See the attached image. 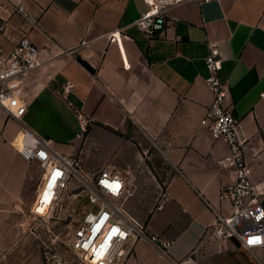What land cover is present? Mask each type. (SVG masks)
<instances>
[{"label": "crops", "instance_id": "obj_1", "mask_svg": "<svg viewBox=\"0 0 264 264\" xmlns=\"http://www.w3.org/2000/svg\"><path fill=\"white\" fill-rule=\"evenodd\" d=\"M146 8L145 0H0L4 47L28 37L47 58L20 83L27 101L21 119L0 107V264H44L31 211L43 169L14 145L23 122L54 146L76 141L67 154L87 170L109 164L129 172L137 190L161 184L145 157V139L154 143L173 172L161 201L139 218L172 240L177 257L204 237L216 210L229 213L220 188L235 171L218 160L230 147L201 123L212 101L208 41L219 45L227 102L239 118L256 187L263 189L264 0L180 3L152 39L134 23ZM118 28L127 36L110 41L107 33ZM125 264L171 263L139 240ZM198 264H264V245L250 251L209 237Z\"/></svg>", "mask_w": 264, "mask_h": 264}, {"label": "built area", "instance_id": "obj_2", "mask_svg": "<svg viewBox=\"0 0 264 264\" xmlns=\"http://www.w3.org/2000/svg\"><path fill=\"white\" fill-rule=\"evenodd\" d=\"M186 1L189 0H145L147 8L134 23L152 39L164 30L168 10ZM2 27L0 17V30ZM107 36L110 41L121 42L127 34L118 28L109 31ZM46 59L28 37H22L9 50L0 42V107L8 115L21 119L27 101L20 83ZM205 65L208 71L205 81L212 92V101L201 123L214 138L229 144V153L218 162L232 167L235 178L220 188V199L230 203L229 213L216 210V219L207 227L204 237L183 257L172 253L171 239L152 233L147 223L127 207V200L136 191L129 172L109 164L96 171L87 170L78 156L61 152L53 145L52 138L22 123L14 145L25 159L39 161L43 169L31 211L39 216L48 213L74 180L90 193L92 206L75 227L70 242L85 264H125L139 240L148 241L171 264H198L199 248L209 237L235 240L250 251L264 245V186L260 191L256 187L239 134V118L227 102L231 90L220 78L222 58L216 41H208ZM71 88L72 84L67 83L66 90ZM80 116L85 128L88 120L82 114Z\"/></svg>", "mask_w": 264, "mask_h": 264}, {"label": "rangeland", "instance_id": "obj_3", "mask_svg": "<svg viewBox=\"0 0 264 264\" xmlns=\"http://www.w3.org/2000/svg\"><path fill=\"white\" fill-rule=\"evenodd\" d=\"M75 143L55 147L61 152L71 153ZM145 147V157L161 184L142 186L127 200V207L140 218L161 201L166 187L164 183L173 172L166 156L154 143L145 139ZM146 171L151 173L149 169ZM91 206L90 193L82 189L79 181L74 180L48 213L39 216L32 212L44 264H85L71 248L70 242L75 227Z\"/></svg>", "mask_w": 264, "mask_h": 264}, {"label": "snow or ice", "instance_id": "obj_4", "mask_svg": "<svg viewBox=\"0 0 264 264\" xmlns=\"http://www.w3.org/2000/svg\"><path fill=\"white\" fill-rule=\"evenodd\" d=\"M251 242V241H250Z\"/></svg>", "mask_w": 264, "mask_h": 264}]
</instances>
